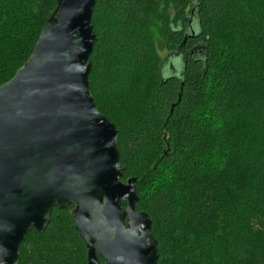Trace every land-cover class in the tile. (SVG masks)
<instances>
[{
  "label": "trees",
  "instance_id": "1",
  "mask_svg": "<svg viewBox=\"0 0 264 264\" xmlns=\"http://www.w3.org/2000/svg\"><path fill=\"white\" fill-rule=\"evenodd\" d=\"M57 7L0 0V86ZM92 26L91 94L119 132L157 264H264V0H97ZM160 49L183 57L180 76ZM75 209L32 230L18 264H88Z\"/></svg>",
  "mask_w": 264,
  "mask_h": 264
},
{
  "label": "water",
  "instance_id": "2",
  "mask_svg": "<svg viewBox=\"0 0 264 264\" xmlns=\"http://www.w3.org/2000/svg\"><path fill=\"white\" fill-rule=\"evenodd\" d=\"M96 1L58 0L26 65L0 86V264H18L29 233L69 205L88 264L159 260L137 180L122 181L119 132L90 90Z\"/></svg>",
  "mask_w": 264,
  "mask_h": 264
},
{
  "label": "rangeland",
  "instance_id": "3",
  "mask_svg": "<svg viewBox=\"0 0 264 264\" xmlns=\"http://www.w3.org/2000/svg\"><path fill=\"white\" fill-rule=\"evenodd\" d=\"M199 28L197 27L198 31ZM159 55L161 56L163 62H164V67H168L167 71H165L166 77L169 76H180L183 73L184 70V60L183 57H178L175 55H171L169 54V52L167 50H159ZM170 57V59H169ZM168 64L173 65V67H169ZM107 102L110 101V99L106 100Z\"/></svg>",
  "mask_w": 264,
  "mask_h": 264
}]
</instances>
